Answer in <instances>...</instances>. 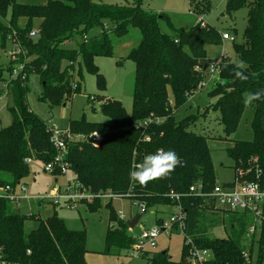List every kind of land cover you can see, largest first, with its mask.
I'll return each instance as SVG.
<instances>
[{
  "label": "trees",
  "instance_id": "obj_1",
  "mask_svg": "<svg viewBox=\"0 0 264 264\" xmlns=\"http://www.w3.org/2000/svg\"><path fill=\"white\" fill-rule=\"evenodd\" d=\"M244 7L248 11L243 41L236 42L235 37L233 41L237 56L248 65L245 72L249 78L241 82L234 78L235 62L231 58L221 59L216 77L211 79L208 45L223 41L221 32L204 21V14L212 9L210 0H195L196 18L188 28L176 26L164 12L145 9L142 0L125 5L93 0H50L43 5L0 0V49L19 50V59L10 60L8 70L14 62L22 66L7 89L4 83L10 76L7 79L0 76V96L7 92L12 99L11 124L0 129V183L16 182L28 176L31 169L25 161L27 158L33 157L44 164L57 154L50 141L47 121L28 104L30 74H39L43 84L41 98L51 102L64 101L65 93L73 97L81 92L84 67L95 75L98 88L105 91L106 79L96 66L95 57L113 55L110 33L123 37L132 27L138 28L142 36L140 43L128 54L135 64L132 109L128 112L121 101L102 96L100 109L107 121L71 119L72 133H98L103 140L99 146L89 141L69 142L70 169L92 192H131L129 199L144 202L146 210L176 204L166 196L171 190L183 195L181 204L187 214V234L199 245L213 249L218 264H244L242 255L248 247L245 245L248 238L243 216L230 215L232 230L228 238H209L200 225L206 213L214 211L216 201L189 194L190 187L196 183L203 185L204 192H211L217 184L208 137L193 128L204 114L176 119L190 96L213 82L209 95L216 101L206 111H219L224 132L230 135L244 115V95L264 89V0L225 2L226 12L231 16ZM105 19L112 21V32L105 29L87 35L102 26ZM33 30L37 31L36 36L29 37ZM232 31L236 34V28ZM76 35L84 36L79 47H66ZM252 107L253 139L235 141L227 148L228 156L234 161V177L239 176L240 181L255 179L256 168L262 170L264 181V99L254 102ZM152 115L160 118V122L154 121L146 128L136 127L138 121ZM158 149L174 150L180 158L181 163L170 177L150 182L147 187L131 181L128 174L133 166ZM102 202L84 204L94 211ZM111 202L104 205L110 217L105 236L107 250L129 249L134 243L129 233L132 220H120ZM28 220L36 222L29 231L25 228ZM0 242L4 259L10 264H87L86 232L68 228L56 208L52 215L42 218L40 210L26 214L13 203L0 200ZM249 249L258 252L255 264H264V226L258 240L251 239ZM182 257L176 261L161 250L154 253L152 262L187 264Z\"/></svg>",
  "mask_w": 264,
  "mask_h": 264
},
{
  "label": "rangeland",
  "instance_id": "obj_2",
  "mask_svg": "<svg viewBox=\"0 0 264 264\" xmlns=\"http://www.w3.org/2000/svg\"><path fill=\"white\" fill-rule=\"evenodd\" d=\"M19 3L43 5L50 0H17ZM101 1L106 4H132L133 0H93ZM212 9L209 13L204 14V21L215 27L221 32V44L208 45V56L210 63L220 61L222 58H231L234 62L240 60L237 56L233 42L229 39H223L222 33H229L230 36L236 38V42L243 41V34L247 25L246 7L239 9L233 15H229L225 9L226 0H210ZM195 0H142V6L145 9L155 11L157 13L164 12L172 18L174 24L178 27L188 28L194 23L195 14L193 12ZM112 21L104 20L102 26L95 27L87 35L92 36L103 30L111 31ZM164 31H168L165 25H162ZM236 28V34L233 33ZM114 45L112 56H97L94 59L99 71L106 79V90L101 91L96 83V77L90 73L85 67L83 69L82 90L80 93L63 94L62 100L54 99L43 100L41 98L43 92V84L39 74L32 72L29 76L28 85V104L30 108L44 121H48L50 125L56 126L59 131L69 128L71 119H82L89 122L107 121L108 118L101 112L100 103L106 99H116L122 102L128 112L132 109L133 89L135 83V64L128 59L131 49L138 46L141 40V32L138 28H131L123 37H116L110 33ZM83 35H76L75 39L66 44L68 48H78L83 41ZM8 51L0 49V76L7 79L14 70H21V63L14 62L11 64L12 69L8 70L9 61L19 59L18 52L13 59V55ZM121 61V64H118ZM18 71V72H19ZM216 77V75H213ZM211 76V79L214 78ZM7 81V80H6ZM213 82H209L204 88L198 89L197 92L190 96L188 103L181 108L176 119L179 121L189 114L201 113L200 120L197 123L195 131L208 137V145L211 150L212 159L216 170V179L218 184H226L234 179V161L228 156L227 148L233 145V142L239 140L249 141L253 139L251 121L253 119L254 110L252 106H246L244 115L239 122L237 129L230 135L224 132L223 124L220 120L219 111L209 109L207 107L215 103L216 98L209 95ZM95 97V98H94ZM94 98V99H93ZM67 99V100H66ZM89 99V100H88ZM12 99L7 92L0 96V129L11 124V112L9 106ZM93 106V108H92ZM48 124V125H49ZM31 173L22 178L26 184L27 192L33 196H40L53 191L58 182L66 186L65 176H54L44 171V164L38 160L32 161L30 164ZM68 178L72 180L73 175L70 173ZM107 201L102 202L100 207H95L94 211L88 210L87 206L82 203L75 209L68 210L58 207L59 216L65 219L68 228L75 230H84L86 232V248L85 260L87 264H149L147 257L136 256L131 257L128 248L112 247L107 250L105 236L109 227V211L104 206ZM113 208L117 212H122L127 220H133L137 215H141L140 221L134 227L133 231H129L131 235L142 232L145 228L156 226L157 218L162 217L167 220L174 212V208L169 205H160L148 210H143L138 204L133 203L129 198L114 199ZM23 213L29 214L40 210L42 218H47L53 214L54 208L46 205L38 209L35 203L24 202L19 207ZM231 221L223 217L217 211H208L201 222L207 232L209 238H228L231 234ZM36 222L28 220L25 228L27 231L35 228ZM238 230V229H236ZM182 235L173 232L170 237L163 234L158 240L159 251L167 250L173 260H179L182 256ZM256 252L255 255H257Z\"/></svg>",
  "mask_w": 264,
  "mask_h": 264
},
{
  "label": "built area",
  "instance_id": "obj_3",
  "mask_svg": "<svg viewBox=\"0 0 264 264\" xmlns=\"http://www.w3.org/2000/svg\"><path fill=\"white\" fill-rule=\"evenodd\" d=\"M37 31L33 30L29 33V37H35ZM223 39H229L232 42L234 37L229 33L222 34ZM15 59V55L19 50H9ZM221 61V60H220ZM220 61L210 63V75L217 74L218 65ZM19 70H14L10 75L8 82L4 83V87L7 89L11 80L18 76ZM23 78H25L23 76ZM94 99V98H93ZM160 118L155 116H149L148 118L138 121L136 127L146 128L151 123L160 122ZM47 127L51 132L50 141L55 147L57 154L53 160L44 163V171L54 176H65L67 184L63 188V185L58 182L57 187L50 193H46L40 196H33L28 194L26 184L19 180L16 182L0 183V200H5L13 203L16 207H20L22 203H35L40 204L42 207L51 205L53 208L63 207L68 210L75 209L79 204L84 202L92 203L96 200L99 201H113L114 199L129 198L131 192L118 194L112 190H102L98 192H92L83 183H81L76 175L70 169V162L67 159L68 156V144L71 141H89L94 146H99L103 140V137L98 133H90L89 135L72 133L70 128L59 131L56 126L48 125ZM149 140V137L145 138ZM35 158H27L25 161L30 164ZM255 179L240 181L239 176L234 177L233 181L226 184H216L211 192H204L203 185L196 183L189 189L190 195L199 197H211L215 199L216 208L214 211L219 212L223 217L230 220V215L243 216L247 223L246 237L248 240L245 245L248 246L243 251V259L246 263L255 264L257 250L250 251L251 239L258 240L264 226V181L261 169H255ZM73 175L72 180L68 178L69 174ZM131 190V189H130ZM167 197L176 201V204L171 205L174 208V212L169 219L165 220L160 217V222L156 226L145 228L141 233L132 235L134 243L128 249L130 256H143L147 257L149 264H153L152 257L158 249V240L165 234L170 237L171 233L177 232L182 235V260L187 264H218L217 257L213 249L199 245L192 235L186 232V219L187 214L181 204V197L183 195L171 190L166 194ZM133 203L138 204L139 207L146 211V205L144 202L138 200H132ZM120 220H126V217L122 212H118ZM134 229V228H133ZM129 228V231H133ZM250 240V241H249ZM166 253L168 252L167 250ZM0 264H10L4 259V247L0 242Z\"/></svg>",
  "mask_w": 264,
  "mask_h": 264
},
{
  "label": "clouds",
  "instance_id": "obj_4",
  "mask_svg": "<svg viewBox=\"0 0 264 264\" xmlns=\"http://www.w3.org/2000/svg\"><path fill=\"white\" fill-rule=\"evenodd\" d=\"M247 67L245 61H236L233 70L234 78L241 82L248 80L249 77L245 72ZM262 99H264V89L247 92L244 95L243 103L245 106H252L254 102ZM180 163V158L174 150L158 149L155 153L146 155L142 162L135 164L128 176L131 181L141 187H147L150 182L169 178Z\"/></svg>",
  "mask_w": 264,
  "mask_h": 264
},
{
  "label": "water",
  "instance_id": "obj_5",
  "mask_svg": "<svg viewBox=\"0 0 264 264\" xmlns=\"http://www.w3.org/2000/svg\"><path fill=\"white\" fill-rule=\"evenodd\" d=\"M141 215H137L130 223H129V227L130 228H134L137 223L140 221ZM163 254H166V251H163Z\"/></svg>",
  "mask_w": 264,
  "mask_h": 264
},
{
  "label": "crops",
  "instance_id": "obj_6",
  "mask_svg": "<svg viewBox=\"0 0 264 264\" xmlns=\"http://www.w3.org/2000/svg\"><path fill=\"white\" fill-rule=\"evenodd\" d=\"M207 50H208V49H207ZM208 59H209V56H208ZM209 61H210V60H209ZM55 181L57 182V179H56ZM158 218H159V217H158ZM158 218H157V219H158Z\"/></svg>",
  "mask_w": 264,
  "mask_h": 264
}]
</instances>
